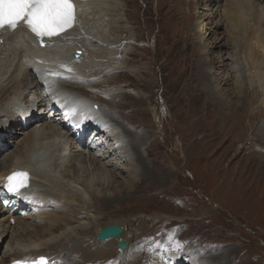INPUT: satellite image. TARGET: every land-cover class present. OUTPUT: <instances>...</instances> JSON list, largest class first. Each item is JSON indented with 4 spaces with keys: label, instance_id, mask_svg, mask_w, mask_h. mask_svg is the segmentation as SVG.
Segmentation results:
<instances>
[{
    "label": "bare ground",
    "instance_id": "6f19581e",
    "mask_svg": "<svg viewBox=\"0 0 264 264\" xmlns=\"http://www.w3.org/2000/svg\"><path fill=\"white\" fill-rule=\"evenodd\" d=\"M122 1L129 4L125 0ZM207 1L218 5L217 18L221 16V19H224L223 22L232 31V36L234 32L230 25L242 35V40L248 37L252 39L247 51L241 45L235 46L233 42L236 52L231 59V73L235 75L230 74L228 77L235 80L238 98L234 100L229 96L228 91L221 93L220 87L210 85L212 97L207 104L217 113V115L212 114L211 117L213 119L210 137L211 139L213 137L223 138L230 148L229 152L238 150L239 155L249 159L253 164L254 161L262 162L264 161V125L260 123L264 122V101L260 102V97H264V8L261 4L264 0H259V2L254 0L256 4L252 0H232L231 6L222 5L223 0ZM118 2V0H73L76 8V21L73 27L55 38L44 37V47L39 46V39L24 26V23L14 32L4 30L0 33V42L2 41L0 43V114L2 115L0 142H5L9 136L13 140L10 144L15 148V152H10V149L0 156V197L1 195L6 196L11 204L10 208H1L0 202V214L3 215L0 220V248H4L5 241L9 238V246H6L0 254V264H17L18 261L22 264H41L42 258L47 261V264H83V262L84 264H115L117 256L115 249H117L118 241L109 240L101 243L97 235L103 229L115 225L116 222L107 221L108 215L100 216L99 213H93V208L100 206L110 209L123 195L134 192L132 185L134 183V143L132 144L130 135L124 126V121L127 124L129 122L125 118V98L122 94H100L96 101L92 102L80 96L91 93L89 87L93 88L92 83L101 88H112L117 85L114 81L103 82V80L82 74L81 67L86 65L90 59L94 67L98 70L102 69L101 76L104 75L105 78L111 75L108 72L113 67L118 69L121 65H126L123 63V55L128 52L133 42L123 46L124 42L119 40L120 37H115L111 42L107 38L110 36L104 35L107 27L113 26L110 29L112 36L118 31V17L103 15L107 12L106 6L119 10L115 5ZM166 3L172 6L178 3L179 9L183 10L185 15L175 13L176 20L173 21L167 15L168 13L161 11V7ZM194 3V1L186 0H166L165 3L159 1L160 7L154 12L159 19L155 22L159 24L168 42H173V38L177 40L188 31L191 35H198V26L193 30L191 28L193 25L191 21L195 16L201 17L199 12L197 15L193 12ZM230 12L236 13L235 20ZM251 17L257 24V28L252 31L249 24ZM221 19L219 18L214 30L218 31ZM224 46L223 44L218 46L222 53ZM77 51L82 52L79 60L74 59ZM185 58L186 55L183 54L180 60H183L184 69H186ZM157 64L159 70L171 66L169 62ZM195 64L205 63L198 60ZM203 67L207 69L208 65L205 64ZM220 67L214 72L211 70V73L205 70V73L221 76L224 66ZM194 69L196 70L195 67ZM205 73L202 72V75ZM247 74L258 86L249 79L247 80ZM210 80L217 83L219 79L210 77ZM228 82V79L225 80L224 85ZM188 85L195 87L191 80ZM69 88L72 90L70 91ZM186 90V87H182L178 95L188 98L196 96L191 90L186 96ZM207 92L208 89L205 95ZM250 96H252L251 100ZM229 102L235 108L243 104L240 114L234 112V107L232 108ZM23 104L29 105L24 107ZM97 104H104L108 111L98 109ZM259 107L262 111L258 110ZM229 109H232L234 114L228 112ZM116 114L120 116L117 117ZM129 124L134 127L138 125L136 122H129ZM167 124L177 127L175 119L171 116ZM18 127H24V130L21 128L20 133L14 132ZM92 127L94 130L90 137L91 142L89 140L86 143V136ZM20 141L22 144L16 148ZM4 156L10 158L9 164H6L7 160ZM172 157L171 152L170 159ZM138 161L136 158L135 162L138 163ZM123 164L125 167L127 164L128 167L125 168ZM244 167L245 170H250L252 166L247 167L246 164ZM18 172L27 173L29 184L23 191L20 189V194L16 195L8 192L5 184L10 175ZM128 172L132 182H125L126 180L122 178L123 173ZM31 177L45 180L58 187L59 190L56 191L55 188L42 184L37 185L31 181ZM119 178L121 180H117ZM121 183L126 187L124 193L118 191L114 192L113 196L108 195L115 185H121ZM173 183L168 181V184L163 185L165 192L163 198L166 200L176 198L175 193L179 187L169 186ZM248 196L252 197L250 194ZM195 198L197 206L193 213H180L192 217V220L178 222L172 219L170 214L164 213L166 216L164 225L172 222L178 228L183 223H199L206 218H213L216 223L219 222L229 228L235 220L227 211L226 214L219 213L220 205L229 211L230 209L213 199L209 193L203 195L200 187H196ZM67 200L75 201L84 213H81L79 208L78 211L72 209ZM174 201L178 203V200ZM249 202L243 199V203ZM215 203L218 206L217 209L213 207ZM202 205H205V209L197 213ZM21 212L28 215L32 212L34 218H31V222L25 223L18 216ZM136 216L138 215L134 216V221ZM139 217H141V222H135L144 231L148 218L146 219L143 215ZM42 222L46 224L43 225ZM164 225L162 223L153 229L148 228L142 236H139L143 242L141 249L139 250L138 246H130L124 254L132 251L134 254L120 261L125 264H182L183 259L189 257V250L204 249L206 253L203 257L196 253L191 254L196 262L192 264H200V262L216 264L211 258L224 252L213 253L210 247L199 242L189 243L182 238L181 232H176L177 241L174 244H163L157 240L159 234L158 236L152 235H155L153 231H156L157 227ZM31 228H33L35 237L32 238V242L25 244L27 239L19 235L25 232L27 236H30ZM59 233L60 235L57 236L56 234ZM74 235H89L95 237L96 240L88 242L85 238L80 239L75 245L76 250L80 248L79 257L67 250L58 251L66 243L74 241L72 238ZM129 235L131 236V233ZM127 236L123 235L122 239H127ZM255 237L256 240H264V231L257 232ZM242 238L245 241L244 236ZM12 240L18 242L10 247ZM260 261L262 263V260ZM223 262L218 261V264H223Z\"/></svg>",
    "mask_w": 264,
    "mask_h": 264
},
{
    "label": "rangeland",
    "instance_id": "374dc122",
    "mask_svg": "<svg viewBox=\"0 0 264 264\" xmlns=\"http://www.w3.org/2000/svg\"><path fill=\"white\" fill-rule=\"evenodd\" d=\"M118 1V4L116 3L115 5L119 10L106 6L107 12L103 14L114 18L118 17L120 24L117 25L118 31L115 33L116 35L112 36L110 29L113 26L111 28L107 27L104 35L106 37L110 36L107 38L111 42L115 37H120L119 40L121 39L122 43L124 42L123 46L133 42L128 52L123 55V63H126V65H121L118 69L113 67L108 72L111 75L105 78L104 75L101 76L102 69L98 70L94 67L90 59L86 65L81 67L82 74L87 77L91 76L93 79L103 80V82L114 81L117 85L112 88H101L100 86L96 87L95 83H92L93 88L89 87L91 93L81 95L80 98L95 102L100 94L124 95L125 118L131 123L136 122L138 124L134 127V125L129 124V122L127 124L124 121V126L130 135L131 142L132 144L134 143V183H132L134 192L123 195L116 200V204L110 209L101 208L100 206L93 208V213H99L100 216H103V214L108 215L107 221L113 220V222H116L115 226L125 230V235H128L127 238L129 239L128 248L134 245L138 246L140 250L143 242L139 239V236H142L150 227L153 229L162 223L164 225V222H166L164 213L170 214V217L178 222L192 220V217L181 215L180 213H193L197 206V203H195L196 187H200L203 195L209 193L213 199L230 209L229 211L222 205L219 207V213L226 214L227 211V213L231 214L232 219H235L230 224V227H224L219 222L216 223L213 218H206L199 223H183L178 228H176V224L168 222V225L157 227L156 231H153L155 235L152 236H158L159 234L160 236L157 237V240L163 244L171 245L177 241L176 232H181L182 238L189 243L199 242L210 247L213 253L224 251L211 258L216 264H218V261L220 263L224 261L223 264H264V240H256L255 237L257 232L264 231V161H254L253 164L249 159L239 155L238 150L231 149L232 151L229 152L230 148L226 145V141L223 138L213 137L211 139L210 129L212 128L213 119L211 117L212 114L217 115V113L214 108L207 104L212 97L210 94L212 91L210 85L212 84L220 87L222 89L221 93H227L228 91L229 96L234 100L238 98L239 94L235 80L228 77L230 74L235 75L231 73V59L236 52L234 45H241L247 51L248 44L252 40L251 37L242 40V35L230 25L234 32L232 36V31L223 22L224 19H221V16L217 18L218 5L216 3L212 2L210 4L207 0H186L188 2L194 1L193 12L196 15L199 12V15H201L200 18L195 16L194 20L191 21L193 23L191 26L192 30L198 26L199 33L198 35H191L188 31L177 40L171 36L174 41L168 42L163 36L159 24L155 22L159 18L154 13L160 7L159 1L165 3L166 0H149L147 2L125 0L129 4H125L122 0ZM256 1L259 2V0ZM252 2L255 1L252 0ZM227 4L231 6L232 0H223L222 5L226 6ZM261 6L264 8V3ZM161 11L168 13L167 15L173 21L176 20L175 17L177 15L175 13L183 14V10L179 9L178 3H175L174 6L166 3L161 7ZM230 14L235 20L237 17L236 13L230 12ZM219 18L221 19L219 21L220 27L216 31L214 28H216ZM249 24L251 25V31L257 28L253 17L249 20ZM222 44L225 45L223 53L221 49H218V46ZM130 49L132 50L130 51ZM183 54L186 55L184 59L186 69L182 66L183 60L180 61L183 58ZM198 60L207 64L208 68L204 69L203 66L205 64H195ZM161 62L164 64L169 62L171 66L159 70L157 63ZM222 65L224 68L221 76L210 74L211 70L214 72L221 68L220 66ZM199 66L200 70L198 69ZM205 70H209L208 72L210 73H205ZM202 72L205 73V75L203 74L204 76ZM160 73L162 74L160 75ZM252 73L254 74L253 71ZM210 77L219 80L217 83H213ZM227 79L229 82L224 85ZM248 79L258 86L251 76L248 75ZM190 80L194 84V88L189 87L188 82ZM203 83L204 85H202ZM182 87L187 88L186 96L190 90L196 96L188 98L178 95ZM207 89L208 92L205 95ZM69 90L71 91L72 89L69 88ZM73 92L75 93V91ZM204 96L207 98L203 99ZM251 97H249L250 100ZM202 101L203 103H200ZM263 101L264 97L261 96L260 102ZM27 105L23 104L24 107ZM230 105L232 108L234 107V112L240 114L243 104L239 105L238 108H235L232 103ZM96 107L108 111L104 104H97ZM200 109L204 110L205 115L202 114L203 110L200 111ZM258 110L262 111V108L259 107ZM228 112L233 113L232 109H229ZM1 116L0 114V119H2ZM115 116L118 117L120 115L116 114ZM170 116L175 119L178 128L167 124ZM260 125H264V122L260 123ZM21 128L24 130V127H18L14 132L20 133L19 130ZM93 130V127L89 130L86 136V143L89 140L91 142L90 137ZM145 137L147 139H144ZM260 138L262 139V137ZM5 140V142H0V156L10 149V152H15V148L10 144V141L13 140L9 136ZM21 144V141L18 142L16 148L20 147ZM171 152L173 157L170 159ZM136 158L139 160L138 163L135 162ZM5 160H7L6 164L10 163L9 157H5ZM245 163L247 167L252 166L250 170H245ZM126 167H128L127 164ZM122 178L126 180L125 182H132L129 172L123 173ZM31 179L37 185L42 184L55 188L56 191L59 190L58 187L45 180H40L36 177H31ZM168 181L169 183L174 182L172 185L169 184V186L179 187L175 193L176 198L172 200L163 198L165 194L163 185L168 184ZM125 188L122 183L121 185H115L108 195L113 196V193L118 191L124 193ZM249 194L250 197L252 196L251 198H249ZM243 197L250 202L243 203ZM174 200H178V203ZM67 202L72 209L78 211L79 208V211L83 212L75 201L67 200ZM213 207L214 209L218 208L216 203ZM202 209H205V205L200 206L197 213H201ZM135 215H138L135 221L139 223L141 222V217L139 216L143 215L146 219L148 218V224L144 227V231L134 221ZM2 216L0 214V220ZM18 216L25 223L31 222V218H34L32 212H30V215L21 212L18 213ZM42 224L45 225L46 223L42 222ZM17 232L19 233V230ZM30 232V236H27L25 232L19 235L23 239H27L24 242L25 244L32 242V238L35 237L33 228L30 229ZM60 233L56 235L59 236ZM129 233H131V236ZM89 235H74L72 237L74 241H69L70 243H66L58 251L67 250L79 257L80 248L76 250L75 245L80 239L84 238L88 242L96 240L95 237ZM242 236H244L245 241ZM16 242L18 241L12 240L10 247L15 246ZM8 243L9 238L5 241L4 248H0V254L6 246H9ZM115 251L117 254L115 264L117 262L125 264L120 259L129 258L134 254V251L126 255L117 249ZM188 252L189 257L183 259L182 264L196 263L191 254L196 253L203 257L206 253L204 249H191ZM55 258L57 259V256ZM259 259L262 260V263ZM200 264L203 263L200 262Z\"/></svg>",
    "mask_w": 264,
    "mask_h": 264
},
{
    "label": "snow or ice",
    "instance_id": "6c2138e0",
    "mask_svg": "<svg viewBox=\"0 0 264 264\" xmlns=\"http://www.w3.org/2000/svg\"><path fill=\"white\" fill-rule=\"evenodd\" d=\"M76 21L73 0H0V30L16 31L20 22L40 41L58 36ZM27 173H13L7 178L8 192L19 195L26 187ZM17 264H22L18 261ZM41 264L47 261L41 259Z\"/></svg>",
    "mask_w": 264,
    "mask_h": 264
},
{
    "label": "water",
    "instance_id": "95a60500",
    "mask_svg": "<svg viewBox=\"0 0 264 264\" xmlns=\"http://www.w3.org/2000/svg\"><path fill=\"white\" fill-rule=\"evenodd\" d=\"M39 46L44 47V42L39 40ZM82 54L80 51H77L74 54V59L79 60L81 59ZM124 234V230L118 226H109L105 230H103L99 235H98V240L101 243H104L109 240L115 239L118 241L117 248L119 251H125L128 247V239L123 240L121 237Z\"/></svg>",
    "mask_w": 264,
    "mask_h": 264
}]
</instances>
